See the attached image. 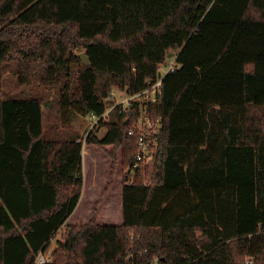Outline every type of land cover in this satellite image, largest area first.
Masks as SVG:
<instances>
[{"label":"trees","instance_id":"16d2710c","mask_svg":"<svg viewBox=\"0 0 264 264\" xmlns=\"http://www.w3.org/2000/svg\"><path fill=\"white\" fill-rule=\"evenodd\" d=\"M174 53L149 107L163 122L154 163L133 184L138 104L114 106L83 148L79 133L45 138L40 97L4 96L17 63L20 83L101 115ZM97 146L112 175L120 150L118 207L83 221ZM63 226L47 264H264V0H0V264H36Z\"/></svg>","mask_w":264,"mask_h":264},{"label":"rangeland","instance_id":"374dc122","mask_svg":"<svg viewBox=\"0 0 264 264\" xmlns=\"http://www.w3.org/2000/svg\"><path fill=\"white\" fill-rule=\"evenodd\" d=\"M172 59L173 56L168 55L166 63L161 66L160 72L165 71ZM2 83L4 96L6 98L40 97L42 99L44 103L46 139H60L74 133H79L80 140L83 142V148H85L87 145V137L91 131L99 137H103L107 132V127L105 125L96 123L94 119L89 117V114L81 113L77 106L62 104L63 95L59 88L47 87L41 84L27 85L20 83L17 63L6 65ZM123 95V91H115L116 98L120 99ZM117 153L119 158L116 164L115 175L111 174L112 158L108 155L109 148L102 149L97 146V148L93 149L91 156L92 165L88 161L86 165L84 162L85 158L83 157L84 174L88 184V186L85 185V188L87 186L89 189L86 193L85 202L81 206V210L77 213L80 220L87 221L94 217L97 207L99 211V221H102L106 212L112 211L114 206L118 207L117 203L114 202L117 194L112 192L109 195L111 191L118 190L122 183L119 179V177L122 179L120 150L117 151ZM87 157L90 159L88 155ZM116 181L118 183H116ZM66 229V226L60 229L45 251V254L50 256L51 261L54 259V250L58 246L57 239L66 232Z\"/></svg>","mask_w":264,"mask_h":264},{"label":"built area","instance_id":"2783aa9c","mask_svg":"<svg viewBox=\"0 0 264 264\" xmlns=\"http://www.w3.org/2000/svg\"><path fill=\"white\" fill-rule=\"evenodd\" d=\"M171 56H173V59L168 64L165 71L160 72L159 70V74L156 78L147 81L148 84L145 89L131 93L127 89L115 88L111 92V95L105 98V101L115 99L114 104L107 106L106 111L101 115L94 112L89 113L91 119H94L96 123H100L102 120H107L110 117V111L114 106L121 104L126 109L134 104H138L140 110L139 115L129 129V133L136 135L138 140L135 158L125 170L126 183L128 184L135 183L137 176L140 173L146 174L147 166L154 163L158 146V135L161 133L163 122L161 117L156 118L150 114L149 107L152 103L159 100L165 76L179 66L177 62L178 54L174 53ZM165 63L166 61L160 65V69ZM116 90H121L124 93L120 99L115 96ZM145 182L149 184L152 183V180H146ZM45 251L44 248L37 254L36 264H47L51 261L50 256L45 254ZM152 264H160L159 258H156Z\"/></svg>","mask_w":264,"mask_h":264},{"label":"water","instance_id":"95a60500","mask_svg":"<svg viewBox=\"0 0 264 264\" xmlns=\"http://www.w3.org/2000/svg\"><path fill=\"white\" fill-rule=\"evenodd\" d=\"M78 55L82 58V60L85 64H87V65L91 64L89 56L85 50L78 53Z\"/></svg>","mask_w":264,"mask_h":264}]
</instances>
